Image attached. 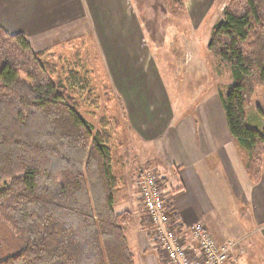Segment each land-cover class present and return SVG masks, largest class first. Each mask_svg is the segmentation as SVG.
<instances>
[{
    "label": "trees",
    "instance_id": "trees-1",
    "mask_svg": "<svg viewBox=\"0 0 264 264\" xmlns=\"http://www.w3.org/2000/svg\"><path fill=\"white\" fill-rule=\"evenodd\" d=\"M167 1L182 11L180 0ZM206 49L231 74L219 99L230 136L247 154L248 178L258 183L264 114L252 129L246 109L264 88V0H230ZM49 53L0 28V217L16 232L0 230L10 238L0 235V264H134L126 237L132 216L114 207L117 123L102 119L94 132L76 102V92L92 101L88 79L74 68L56 82ZM102 91L111 103L109 88ZM9 248L15 251L1 257Z\"/></svg>",
    "mask_w": 264,
    "mask_h": 264
},
{
    "label": "rangeland",
    "instance_id": "rangeland-1",
    "mask_svg": "<svg viewBox=\"0 0 264 264\" xmlns=\"http://www.w3.org/2000/svg\"><path fill=\"white\" fill-rule=\"evenodd\" d=\"M229 1L180 0L183 8L178 12L169 8L167 0H113L111 6L106 3L103 9L98 3L93 16L85 10L86 16L82 20L53 34L52 40L44 45L45 49L35 45L34 51L49 50L45 60L56 66V82H64L69 70L74 68L88 79L93 90L92 101L76 92V102L80 116L94 132L101 129L102 119L117 123L110 149L112 173L119 181L114 193L117 212L127 209V200L135 194L139 200L135 179L143 170L154 171L150 162L155 160L156 153L152 142L142 134L144 131L136 130L128 120L126 85L137 81L150 86L147 87L149 90L152 84L158 83L165 90L167 99L177 103V115L191 114L196 103L214 93L224 96L232 83L231 74L206 47L210 30L222 19L223 9ZM123 16L127 23L122 26ZM76 59L78 67H75ZM102 87L111 91L112 102L109 104L105 103ZM93 101L96 103L92 104ZM153 110L154 107L151 109L147 105V117L151 118ZM259 110L264 114V88L255 90L246 109L248 127L259 129ZM158 116L163 118L162 114ZM142 125L146 126V123L139 126ZM143 215L146 234L153 239L144 211ZM5 229L15 237V230L0 217V230ZM128 232L129 229L127 239L130 238ZM0 235L10 239L7 233ZM10 248L2 251L1 257L15 251ZM250 256L246 251L236 263L264 264L263 257L252 259Z\"/></svg>",
    "mask_w": 264,
    "mask_h": 264
},
{
    "label": "crops",
    "instance_id": "crops-1",
    "mask_svg": "<svg viewBox=\"0 0 264 264\" xmlns=\"http://www.w3.org/2000/svg\"><path fill=\"white\" fill-rule=\"evenodd\" d=\"M112 1L0 0V28L10 35H24L32 49L35 45L45 49L53 34L82 20L85 10L93 16L98 3L103 9ZM123 19L122 26L127 23ZM151 86L148 90L150 86L137 81L128 83L126 111L130 124L144 131L155 149V160L150 163L163 184L178 234L187 244L191 228L201 224L219 244L238 242L226 264H235L246 251L252 259L264 260V156L260 180L253 184L245 168L247 154L228 132L219 95L200 100L191 114L177 115V103L167 99L158 83ZM147 105L154 107L151 118ZM127 206L123 211L132 216L127 240L134 264H165L155 241L146 234L136 194Z\"/></svg>",
    "mask_w": 264,
    "mask_h": 264
},
{
    "label": "built area",
    "instance_id": "built-area-1",
    "mask_svg": "<svg viewBox=\"0 0 264 264\" xmlns=\"http://www.w3.org/2000/svg\"><path fill=\"white\" fill-rule=\"evenodd\" d=\"M137 195L150 225L151 235L165 264H226L238 242L219 244L201 224L190 230V242L178 234L177 223L166 203L159 175L141 171L135 179Z\"/></svg>",
    "mask_w": 264,
    "mask_h": 264
}]
</instances>
